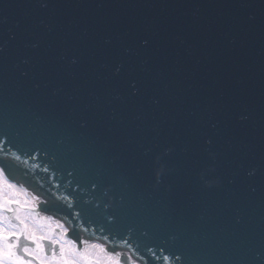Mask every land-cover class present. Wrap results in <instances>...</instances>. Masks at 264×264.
Wrapping results in <instances>:
<instances>
[{
  "label": "water",
  "instance_id": "1",
  "mask_svg": "<svg viewBox=\"0 0 264 264\" xmlns=\"http://www.w3.org/2000/svg\"><path fill=\"white\" fill-rule=\"evenodd\" d=\"M0 142L70 237L264 264V0H0Z\"/></svg>",
  "mask_w": 264,
  "mask_h": 264
},
{
  "label": "snow or ice",
  "instance_id": "2",
  "mask_svg": "<svg viewBox=\"0 0 264 264\" xmlns=\"http://www.w3.org/2000/svg\"><path fill=\"white\" fill-rule=\"evenodd\" d=\"M142 43L147 45L148 41ZM119 71L117 67L116 72ZM130 87L135 95L138 91L135 81ZM43 171L48 173L49 169L44 167ZM27 193L26 188L11 183L5 168L0 167V264H137L132 255L115 251L104 243L70 237L68 227L60 220L40 215L39 197H29ZM28 217L32 218V223L28 222ZM170 259L163 257L166 264Z\"/></svg>",
  "mask_w": 264,
  "mask_h": 264
},
{
  "label": "bare ground",
  "instance_id": "3",
  "mask_svg": "<svg viewBox=\"0 0 264 264\" xmlns=\"http://www.w3.org/2000/svg\"><path fill=\"white\" fill-rule=\"evenodd\" d=\"M34 195H35V194H34ZM28 219H29V217H28ZM29 220H30V219H29ZM29 220H28V222H29V223H32V221L30 222ZM89 241H90V242H99V241H92V240H89ZM99 243H101V242H99Z\"/></svg>",
  "mask_w": 264,
  "mask_h": 264
}]
</instances>
